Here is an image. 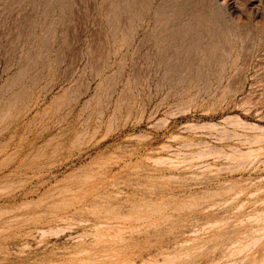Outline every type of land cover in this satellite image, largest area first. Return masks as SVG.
<instances>
[{"label": "rangeland", "instance_id": "1", "mask_svg": "<svg viewBox=\"0 0 264 264\" xmlns=\"http://www.w3.org/2000/svg\"><path fill=\"white\" fill-rule=\"evenodd\" d=\"M0 264H264V0H0Z\"/></svg>", "mask_w": 264, "mask_h": 264}]
</instances>
